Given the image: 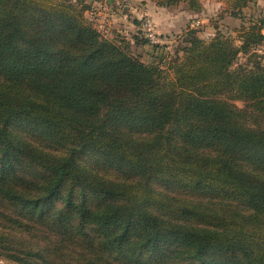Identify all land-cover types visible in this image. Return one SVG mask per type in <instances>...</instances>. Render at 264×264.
<instances>
[{"label": "trees", "instance_id": "1", "mask_svg": "<svg viewBox=\"0 0 264 264\" xmlns=\"http://www.w3.org/2000/svg\"><path fill=\"white\" fill-rule=\"evenodd\" d=\"M89 10L0 0V258L264 264V66L234 68L264 19L241 46L192 32L167 81Z\"/></svg>", "mask_w": 264, "mask_h": 264}, {"label": "rangeland", "instance_id": "2", "mask_svg": "<svg viewBox=\"0 0 264 264\" xmlns=\"http://www.w3.org/2000/svg\"><path fill=\"white\" fill-rule=\"evenodd\" d=\"M70 1H84L89 5L90 10L85 14L87 21L104 38L123 47L128 45L129 51L140 61L158 65L164 70L167 81L173 80L171 66L182 59V50L192 32L206 43L220 35L241 46L243 35L264 19V0H249L245 5L239 0H198V13L191 11L187 3L167 8L151 0ZM156 17L160 18L159 23ZM148 20L155 26L160 44H153L145 37L143 25ZM257 46L247 55L241 54L234 68L239 65L252 68L258 61L264 66V39ZM236 104L244 106L242 102ZM0 264L15 263L0 258Z\"/></svg>", "mask_w": 264, "mask_h": 264}, {"label": "built area", "instance_id": "3", "mask_svg": "<svg viewBox=\"0 0 264 264\" xmlns=\"http://www.w3.org/2000/svg\"><path fill=\"white\" fill-rule=\"evenodd\" d=\"M199 22L200 20H197V24H200ZM143 26L145 28V37L153 44H160L161 41L158 38L155 26H153L152 23L149 22V20L145 21Z\"/></svg>", "mask_w": 264, "mask_h": 264}, {"label": "crops", "instance_id": "4", "mask_svg": "<svg viewBox=\"0 0 264 264\" xmlns=\"http://www.w3.org/2000/svg\"><path fill=\"white\" fill-rule=\"evenodd\" d=\"M154 19H156L155 21H157V22L159 23V19H160V18L156 17V18H154Z\"/></svg>", "mask_w": 264, "mask_h": 264}]
</instances>
